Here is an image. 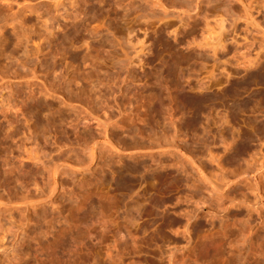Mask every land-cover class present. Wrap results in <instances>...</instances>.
Listing matches in <instances>:
<instances>
[{"label": "rangeland", "instance_id": "rangeland-1", "mask_svg": "<svg viewBox=\"0 0 264 264\" xmlns=\"http://www.w3.org/2000/svg\"><path fill=\"white\" fill-rule=\"evenodd\" d=\"M242 2L0 0V264H264V0Z\"/></svg>", "mask_w": 264, "mask_h": 264}, {"label": "bare ground", "instance_id": "bare-ground-1", "mask_svg": "<svg viewBox=\"0 0 264 264\" xmlns=\"http://www.w3.org/2000/svg\"><path fill=\"white\" fill-rule=\"evenodd\" d=\"M243 2H242V4H243V6L245 7V8H248L249 7V4H251L250 3V1H252V0H242ZM206 20V19H205ZM220 21V20H219ZM207 21H205V23H206ZM215 22H217V24L215 23V24H205V28L204 29H207L206 30V32H205V36L204 37H202L203 39H201L202 40V46H204V47H208L209 49H210V51H215L216 50V48L218 47V46H221L220 44V37H221V34H222V31H223V23H222V21L221 22H219L218 23V21H215ZM204 23V22H203ZM208 23V22H207ZM204 32V31H203ZM242 57V56H241ZM243 59L245 58V56L244 57H242ZM241 58V59H242ZM246 59V58H245ZM247 60H250V59H247ZM30 157H29V159L30 160H34V159H36L35 157H33L32 155H29ZM216 169V168H215ZM217 170V169H216ZM211 172V173H210ZM209 173H210V176L211 177H222L221 176V174L220 175H218V173H216V172H214V174H216V175H214L213 173H212V171H210ZM198 173L201 175V177L203 176L204 178H202L203 179V181L204 180H207V183L209 184L210 183V186H212L214 189H216V190H218V189H220L218 186H214L212 183H211V181L205 176V171L202 169V168H199L198 167ZM213 177V178H214ZM215 177V179H218V178H216ZM220 180L221 181H224V180H222V178H220ZM222 183H225V182H222ZM223 185H225V184H223ZM229 185V184H228ZM226 186V185H225ZM212 187H210V188H212ZM222 189V188H221ZM252 192H254L253 190H252ZM254 196V195H253ZM256 200L255 201H257V198H255ZM253 203V202H252ZM23 205V204H22ZM25 205V204H24ZM253 205H254V207H255V203H253ZM252 206V205H251ZM260 206V205H259ZM15 207V206H14ZM251 208V207H250ZM253 208V207H252ZM260 208V207H259ZM257 210H258V207L256 208ZM255 209V210H256ZM248 211V210H247Z\"/></svg>", "mask_w": 264, "mask_h": 264}]
</instances>
